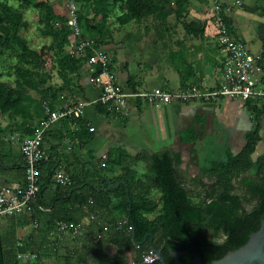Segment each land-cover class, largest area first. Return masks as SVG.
Returning <instances> with one entry per match:
<instances>
[{
    "label": "trees",
    "instance_id": "1",
    "mask_svg": "<svg viewBox=\"0 0 264 264\" xmlns=\"http://www.w3.org/2000/svg\"><path fill=\"white\" fill-rule=\"evenodd\" d=\"M119 2H125L127 6L125 21L129 20L140 27L150 18L156 21V18L166 20L173 14L181 20L188 11L191 0H94L93 15L90 18H83L77 12L83 37L96 38L100 45L107 42L109 32L104 33V27L109 24L110 14ZM53 19H61L64 23L61 30L50 23ZM46 20L51 27L45 33L61 36L56 45L60 53V75L65 79L66 74L80 75L91 50L88 49L87 55L81 57L67 50L73 33L68 24V16L55 14L54 9L48 5ZM200 25L184 22L188 33L200 32ZM26 26L27 21L22 11L14 9L8 0H0V55L4 50L10 49L18 52L20 62L41 59L45 47L37 51L29 45L28 40L21 35V30ZM170 60L180 74L182 85H185L193 74L187 55L182 50L171 51ZM15 70L19 76L16 87L0 82V114L22 117L21 125L32 126L27 119L28 115L44 116V119L48 110L61 108L58 107L59 93L61 95L63 89H68L67 85H63L59 92L50 93V97L46 96L45 89L46 94L42 98H36L26 87L36 90L41 83L46 82V78L37 80L35 76L39 75L38 72L18 65ZM128 83L133 85L131 80ZM246 106L252 114L254 125L245 135L243 148L239 152H233L227 147L224 155L217 153L209 157L190 183L183 176L182 154L171 149L131 155L122 148L113 147L106 153V159L101 156L95 159V164H100L99 171L102 174L107 171L109 164H113L121 168L120 175L113 178L102 175L99 182L94 183L88 178L90 168H74L67 171L72 177V184L69 186L58 184L53 179L58 165L53 167L49 162L52 155L49 159L44 158L40 162L41 189L37 203L24 215L7 219H21L25 216L28 224H33L37 219L39 226L35 229L42 230L46 247L19 239L13 251H7L2 231L5 219L0 221V264H41L44 253L59 254L65 242L71 240L70 236L63 241L58 237L52 238L51 232L56 229L59 220L77 223L94 212H100L101 217L102 214L108 219L110 217L111 230L95 242L92 236L100 233L102 227L96 221L90 223L87 231L91 232V238L89 241L86 239L83 247L76 253L73 252L80 264H130L125 258V252L130 250L135 252L134 263L143 264L144 254L152 246L161 251L168 264H191L196 255L204 262H209L222 257L229 250L239 248L248 241L251 233L259 229L264 218V152L254 156L262 139L260 131L264 102L248 100ZM95 107L101 113L114 114L104 104L98 103ZM59 122L70 132L72 139L90 141L95 132L90 131V124L84 116L63 118L46 131L44 141ZM33 129L27 130L26 136L32 135ZM1 130L3 132L4 128L0 126V135ZM183 140L195 141L196 136L185 133ZM3 163L0 156V167ZM142 165L145 166L144 170L140 169ZM204 178H208V181H204ZM109 179L113 185L119 181L121 183L117 187L109 186ZM153 187L160 193V203L151 196ZM248 201L254 202L251 209L245 207ZM39 205L48 210H41ZM156 211V216L151 218L150 214ZM124 218L126 222L116 229L119 220ZM211 229L213 234H210ZM218 231L225 236L220 242L216 239ZM111 247H116L114 253L109 252ZM171 250L185 253L175 258ZM29 251L37 253L33 261H24L18 257L19 253ZM145 264L163 263L157 259Z\"/></svg>",
    "mask_w": 264,
    "mask_h": 264
},
{
    "label": "crops",
    "instance_id": "2",
    "mask_svg": "<svg viewBox=\"0 0 264 264\" xmlns=\"http://www.w3.org/2000/svg\"><path fill=\"white\" fill-rule=\"evenodd\" d=\"M217 4L230 21L234 34L260 56L264 69V0H191L181 20L174 14L166 20L150 18L127 33L124 42L115 35V38L109 36L101 45L110 53L112 69L127 91L146 92L164 87L196 95L173 103H153L132 97L126 113L121 116L101 113L95 105L87 106L84 118L96 128L91 140L72 139L62 122L57 123L44 141L47 159L52 155L49 161L52 166L58 165L56 169L66 171L89 169L95 159L113 147L122 148L131 155L165 149L181 153L189 144L199 146L202 151L208 136H217L216 142L218 146L223 144L224 151L228 147L239 152L245 144L246 133L254 125L246 101L207 95L219 88L225 60V53L217 46ZM184 22L201 24V31L188 33ZM177 50L187 55L193 70L185 85L170 60V52ZM84 71L80 82L82 96L89 100L97 97L100 89L91 81L86 63ZM11 116L21 123L22 117L0 115L3 128L6 126L3 122ZM43 117L28 115L27 119L34 122L35 129ZM185 133L194 134L196 140H183ZM260 134L262 139L258 147L261 144L264 148V115ZM0 151L4 162L0 167V179L14 186L22 185L25 173L21 146L5 145Z\"/></svg>",
    "mask_w": 264,
    "mask_h": 264
},
{
    "label": "built area",
    "instance_id": "3",
    "mask_svg": "<svg viewBox=\"0 0 264 264\" xmlns=\"http://www.w3.org/2000/svg\"><path fill=\"white\" fill-rule=\"evenodd\" d=\"M76 10L75 3H70L71 13L68 15V24L73 33L68 50L79 57L87 55L88 49L91 50L86 66L91 81L98 86L100 93L97 97L89 100L77 98L72 105L48 110L47 117L35 128L33 134L24 137L21 144L24 158V184L14 186L0 179V221L11 216L24 215L27 211H31L33 205L37 203L41 189L40 162L47 158L43 147L45 133L60 119L83 117L87 106L98 103L104 104L109 111L121 116L126 113L132 97L144 98L153 103H173L196 95L189 91H174L164 87H156L146 92L127 91L118 81L112 69V58L108 50L98 44L96 38L83 37ZM215 11L218 28L217 46L225 53V60L219 88L207 95L264 102V69L260 64V56L251 51L247 43L234 34L232 26L226 20L227 17L219 4L216 5ZM89 129L90 131L96 130L94 125H90ZM102 158L106 159L107 155H103ZM53 179L63 186L72 184L70 173L64 169L55 170ZM39 208L44 211L48 210L40 205ZM92 221H96L102 227L100 233L92 236L95 242L99 241L104 233L111 230L108 224L102 222L100 212H94L87 219L77 223L59 220L56 229L51 232L52 238L58 237L60 241L68 236L76 238L82 232L87 231ZM33 225L34 227L39 226L37 219L34 220ZM120 225L121 223L118 222V226L115 228L118 229ZM18 257L24 261H33L37 257V253L31 251L19 253ZM157 259L158 253L155 249L150 248L144 254L143 264L152 263ZM133 264H135L134 261Z\"/></svg>",
    "mask_w": 264,
    "mask_h": 264
},
{
    "label": "rangeland",
    "instance_id": "4",
    "mask_svg": "<svg viewBox=\"0 0 264 264\" xmlns=\"http://www.w3.org/2000/svg\"><path fill=\"white\" fill-rule=\"evenodd\" d=\"M8 3L14 9H19L24 14L27 26L21 30V35L28 40L29 45L37 51H41L43 47H45V49L40 60L28 63L19 61L17 51L10 49L4 50L0 55V82L16 87L19 83V76L16 73L15 66L18 65L24 69L38 72L39 75L35 76L37 80L40 78H46V82L41 83L36 90H31L26 87V89L34 97L42 98L44 94H46L45 89H47L46 96L50 97V93L59 92L63 85H67L68 89H63L61 91V95L59 93L60 103L58 107L72 105L76 102L77 98H83V86L80 82L82 76L85 75V71L82 69L80 75L66 74L67 79L60 75L58 67L60 53L56 45L60 42L61 36L45 33V31L51 27L50 24L48 25L47 23L46 15L47 7L49 5L54 9L55 14L67 17L71 13L70 3H75L78 14H82L83 18H90L93 15L94 0H8ZM126 13L127 6L125 2L117 3L110 14L109 24H106L104 27V33L109 32V36L115 38V35L118 40L124 42L127 33L138 29L129 20L125 21ZM50 23H52L57 30H61V27L64 26L61 19H53ZM0 115L5 114L1 113ZM17 121L19 120L16 117L12 118L11 116L10 119L8 117L7 120L3 122L6 126H4L3 132L1 130L0 149H2L5 145H13L15 147L21 146L24 137L27 135V130L33 129V121L32 126L21 125L17 123ZM0 126L2 127V122H0ZM216 140L217 136H208L203 147L204 150H202L204 152L201 151L199 146L195 147L193 144L186 145V149H182L181 154L183 163L181 164V168L186 182H192L191 179L199 174L200 167L209 157H212L217 153L224 155L223 144L218 147ZM216 147H218V149L215 150L214 148ZM217 150H219V152H216ZM263 150L264 148H262L260 144L259 147H257L254 156L256 157L261 154L264 152ZM99 165L100 164L94 163L88 170L90 173L88 178L94 183H98L102 175H107V177L113 178L121 173V168L116 167L113 164H109L107 171L102 174V172L99 171ZM142 166L140 169L144 170L145 166ZM140 176L142 175L140 174ZM204 181H208V178H204ZM151 196L158 203L161 202L160 193L154 187L151 189ZM253 205V201L245 203V207L248 209H251ZM156 214L157 211L150 214V217L154 218ZM107 219L108 217H106L105 214H102V222L111 225L109 221L110 217L108 220ZM26 220L27 218L23 216L21 219H7L2 223L4 246L7 251H13L16 242L19 239H24L27 243H32L34 245L42 244L46 247L45 235L42 230L35 229L34 225L30 223L28 224ZM119 222H126V219L124 218L123 220H119ZM213 233L214 231L211 229L210 234ZM216 235L218 242L225 238L221 231H218ZM90 238V231L82 232L76 238L70 237L71 240H67L65 242L66 244L61 248L59 254L44 253L41 264H80L75 256V253L83 247L86 239L89 241ZM115 251L116 247L109 248L110 253H114ZM73 252L75 253L73 254ZM134 255V251L130 250L125 252V258L130 264H133Z\"/></svg>",
    "mask_w": 264,
    "mask_h": 264
},
{
    "label": "water",
    "instance_id": "5",
    "mask_svg": "<svg viewBox=\"0 0 264 264\" xmlns=\"http://www.w3.org/2000/svg\"><path fill=\"white\" fill-rule=\"evenodd\" d=\"M109 186L117 187L120 181L113 185L109 179ZM158 253V258L163 264H168L164 259L160 250L152 246ZM184 251L171 250V254L175 258L183 255ZM191 264H264V218L261 220L260 227L257 231L251 233L248 241L237 249L229 250L222 257L204 262L199 255H196Z\"/></svg>",
    "mask_w": 264,
    "mask_h": 264
},
{
    "label": "flooded vegetation",
    "instance_id": "6",
    "mask_svg": "<svg viewBox=\"0 0 264 264\" xmlns=\"http://www.w3.org/2000/svg\"><path fill=\"white\" fill-rule=\"evenodd\" d=\"M159 259V258H158ZM172 264H174V263H172Z\"/></svg>",
    "mask_w": 264,
    "mask_h": 264
}]
</instances>
